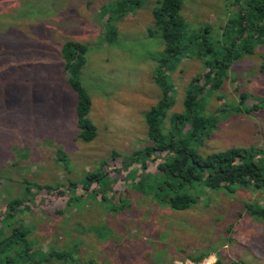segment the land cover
Wrapping results in <instances>:
<instances>
[{
    "label": "rangeland",
    "instance_id": "obj_1",
    "mask_svg": "<svg viewBox=\"0 0 264 264\" xmlns=\"http://www.w3.org/2000/svg\"><path fill=\"white\" fill-rule=\"evenodd\" d=\"M110 1L0 0V264H264V220L246 209L264 207V188L207 190L198 204L175 210L126 177L124 157L150 143L145 113L161 98L154 75L164 41L154 30L159 0H134L126 14L103 7ZM234 10L228 0H184L183 14L195 33L210 26L221 39ZM68 40L89 49L81 81L97 126L90 142L77 136L78 95L62 56ZM205 70L195 55L168 68L176 99L169 115L183 109L186 88ZM262 98L259 45L205 97L206 111L220 120L200 152L264 150V108L255 107ZM101 170L103 181L85 190L87 174ZM71 181L78 182L76 192ZM17 199L21 204L10 211ZM55 251L72 254L51 259Z\"/></svg>",
    "mask_w": 264,
    "mask_h": 264
},
{
    "label": "trees",
    "instance_id": "obj_2",
    "mask_svg": "<svg viewBox=\"0 0 264 264\" xmlns=\"http://www.w3.org/2000/svg\"><path fill=\"white\" fill-rule=\"evenodd\" d=\"M228 1L235 10L223 27L221 39L212 36L210 26L200 28L199 34L191 29L183 14L184 0H159L153 8L154 30L164 41L163 57L157 66L158 73L154 75L161 89V98L145 113L150 143L124 157L122 169L127 171L126 177L137 179L141 187L146 186L156 198L175 210H185L198 204L207 190L235 193L238 187L264 188L263 149L251 145L209 153L199 150L203 140L212 135L220 120L216 112L206 111L205 97L221 88L236 60L253 54L257 46H264V0ZM136 4L138 2L134 0H112L103 7L113 9L114 14L116 11L126 14ZM117 17L121 18L122 14ZM111 22L112 17L107 23L109 30L117 34L119 26ZM88 50L87 44L73 40L62 45L64 70L71 88L78 95L76 111L80 132L77 136L90 142L97 135V126L89 118L92 100L81 81ZM192 55L204 60L206 70L190 81L183 109L169 115L176 99L173 84L168 79V68L181 57ZM245 99L247 95L243 93L241 102ZM255 107L264 108V98ZM63 154H59L61 160L65 159ZM105 175L102 170L89 173L82 185L89 191L87 186L94 181L102 182ZM70 187L76 192L78 182L71 181ZM105 193L102 190V196ZM81 197L76 194V198ZM15 202L9 206L10 211L21 204L19 199ZM246 209L251 216L264 220L263 206L247 203ZM17 231L23 233L20 227ZM16 233L11 234L16 236ZM70 254L69 251H55L49 252L48 256L51 259L57 256L61 260ZM202 257L194 259L199 261ZM214 264L223 263L217 259ZM231 264H238V261Z\"/></svg>",
    "mask_w": 264,
    "mask_h": 264
},
{
    "label": "built area",
    "instance_id": "obj_3",
    "mask_svg": "<svg viewBox=\"0 0 264 264\" xmlns=\"http://www.w3.org/2000/svg\"><path fill=\"white\" fill-rule=\"evenodd\" d=\"M215 263V262H214ZM213 263V264H214ZM189 264H211V262H210V260H204V261H202V262H200V263H196V262H189Z\"/></svg>",
    "mask_w": 264,
    "mask_h": 264
},
{
    "label": "crops",
    "instance_id": "obj_4",
    "mask_svg": "<svg viewBox=\"0 0 264 264\" xmlns=\"http://www.w3.org/2000/svg\"><path fill=\"white\" fill-rule=\"evenodd\" d=\"M200 261V260H199Z\"/></svg>",
    "mask_w": 264,
    "mask_h": 264
}]
</instances>
